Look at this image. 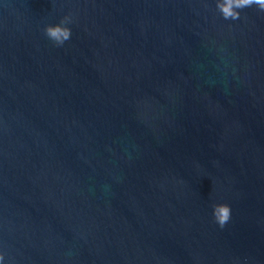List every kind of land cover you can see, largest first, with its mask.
<instances>
[{
	"label": "water",
	"instance_id": "obj_1",
	"mask_svg": "<svg viewBox=\"0 0 264 264\" xmlns=\"http://www.w3.org/2000/svg\"><path fill=\"white\" fill-rule=\"evenodd\" d=\"M0 264H264V0H0Z\"/></svg>",
	"mask_w": 264,
	"mask_h": 264
}]
</instances>
